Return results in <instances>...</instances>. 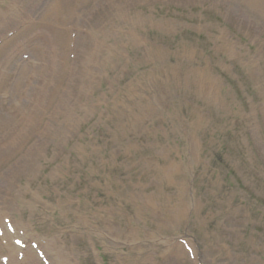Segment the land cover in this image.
Masks as SVG:
<instances>
[{"label": "rangeland", "instance_id": "1", "mask_svg": "<svg viewBox=\"0 0 264 264\" xmlns=\"http://www.w3.org/2000/svg\"><path fill=\"white\" fill-rule=\"evenodd\" d=\"M49 1L0 0V264H264V5Z\"/></svg>", "mask_w": 264, "mask_h": 264}, {"label": "bare ground", "instance_id": "2", "mask_svg": "<svg viewBox=\"0 0 264 264\" xmlns=\"http://www.w3.org/2000/svg\"><path fill=\"white\" fill-rule=\"evenodd\" d=\"M51 1V0H50ZM49 1V2H50ZM87 0H54V2L52 3V5L50 6V8H48L47 10L44 11V16L49 15L51 17L55 16V17H60L62 14H64V17H73L75 15V10L76 7L81 4L82 2H85ZM60 2V4H59ZM99 5H101V0L98 1ZM251 3L255 4V6H263L264 5V0H251ZM49 4V3H48ZM47 12V13H46ZM63 24V23H61ZM58 32H56L57 34ZM62 33L65 32H61ZM67 33H65L63 36V38H66L64 36H66ZM61 38V40L63 39ZM1 60V58H0ZM60 76L59 74V70L58 69H54V77ZM57 87H59V84L57 85ZM42 111V109H35V110H30V111H26L23 114L27 115L28 117V126L31 130V126L36 123L35 118L37 117V115L40 114V112ZM57 113V111H56ZM55 113V114H56ZM7 118H1L0 117V126H4L3 123H5V125H7L5 128L0 130L1 132H9L12 133V131H10V125H8V122H6ZM29 132L27 130H25V132L23 133V135L21 137H18L16 141H14L15 135L12 134H3L0 135V154L4 155L5 158L9 159L13 153H14V149H16L18 146H21L23 143H25L26 141L29 140L28 137ZM13 137V140L11 142H9L7 140L8 137ZM1 150H6L5 152H2ZM29 151H34L35 154V150L34 149H29ZM27 154V153H26ZM31 157V155H27L24 156V158L26 157ZM24 160V159H23ZM17 167L13 168H7L6 172H7V176H12L13 174H15L16 169H18L19 172H23V173H29L32 170V165H30L29 163H25L23 161H18L17 162ZM11 179V178H10ZM4 181V185L0 186V192L4 191V187L7 186V181L6 179L3 180Z\"/></svg>", "mask_w": 264, "mask_h": 264}]
</instances>
